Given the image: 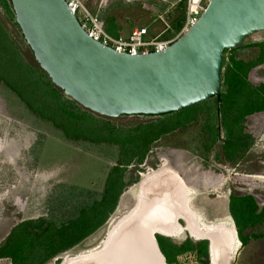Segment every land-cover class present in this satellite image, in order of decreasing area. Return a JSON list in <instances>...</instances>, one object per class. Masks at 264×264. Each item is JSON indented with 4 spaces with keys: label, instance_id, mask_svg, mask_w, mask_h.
<instances>
[{
    "label": "rangeland",
    "instance_id": "obj_1",
    "mask_svg": "<svg viewBox=\"0 0 264 264\" xmlns=\"http://www.w3.org/2000/svg\"><path fill=\"white\" fill-rule=\"evenodd\" d=\"M87 1L88 9L94 14L103 18L106 15L119 17L129 31L145 27L152 18L151 3L158 6L154 0H148L150 4L147 0H111L109 12L112 13H109L108 0H102L103 5H99L98 0ZM185 3V0L179 3L166 0L156 8L170 26L163 25L159 29L162 38L173 39L170 31L179 18H183L180 22L185 24ZM0 20L18 48L17 56L10 49L12 57H4V39L0 38V264H15L13 255L3 249L11 242L14 232L24 249L33 241V250H36L33 244L51 227L61 229L71 225L104 200L107 183L122 158L123 146L116 142V135H120L122 129L127 130L128 135L141 124L158 122L170 128L176 126L177 119L173 115L103 117L104 123L119 131L117 134L111 132L112 137L67 131L64 125L53 123L52 98L44 84L49 80L40 77L41 68L16 25L14 12L6 13L0 4ZM180 37L174 36V41ZM261 43H264V33L252 35L241 47L227 51L223 56L226 66L222 74L234 57L246 63L256 61L260 51L257 45ZM37 70L38 74L31 72ZM248 80L253 87L263 85L264 64L255 67ZM30 91L40 96L29 98ZM215 103V98L211 99L205 107L209 109H198L192 123L162 136L142 164L136 158L128 167L122 166L126 168L122 192L103 226L54 259L45 262L41 257L42 264H62L65 259L63 264H69L102 251L121 222L133 212L132 192L142 182V177L163 167L189 183L196 192L193 209L207 223L227 218L233 222L229 209L233 195L252 196L259 213H264V112L245 118L244 132L252 145L246 152L240 150L231 157L223 151L226 136L222 126L215 147L210 150L206 147L210 138L207 121L221 125ZM92 115L98 126V118L102 116ZM97 222L90 225L91 229ZM180 226L183 228L184 224L180 222ZM250 234V231L245 232L246 237ZM256 234L261 238L241 248L232 264H264V221L256 227ZM165 238L177 245L189 240L196 243L187 233L174 239ZM86 253L90 255L83 256ZM32 264H39V261H32ZM177 264L200 262L194 253L188 252L178 258Z\"/></svg>",
    "mask_w": 264,
    "mask_h": 264
},
{
    "label": "water",
    "instance_id": "obj_2",
    "mask_svg": "<svg viewBox=\"0 0 264 264\" xmlns=\"http://www.w3.org/2000/svg\"><path fill=\"white\" fill-rule=\"evenodd\" d=\"M10 2L35 61L53 85L85 110L111 119L163 116L216 98L224 52L264 33V0H210L199 20L165 51L131 56L93 40L66 0ZM206 227L205 237L194 241L209 243V264L215 251L219 264H232L237 252L232 237L219 223ZM234 235L237 239L236 229ZM153 239L160 264H167Z\"/></svg>",
    "mask_w": 264,
    "mask_h": 264
},
{
    "label": "trees",
    "instance_id": "obj_3",
    "mask_svg": "<svg viewBox=\"0 0 264 264\" xmlns=\"http://www.w3.org/2000/svg\"><path fill=\"white\" fill-rule=\"evenodd\" d=\"M0 4L6 10V13H13L10 0H0ZM1 34H3L2 37ZM0 38L4 39L2 44L5 50L4 57H8V59L12 57L13 53L10 52V49L17 56L18 48L8 31L4 28L1 20ZM257 46L260 51L256 61L246 63L234 57L227 65L225 74H221L222 87L220 94L215 98L216 103L214 105L215 113L221 117V125L218 126L213 121H207V127L210 130V138L206 145L208 150L215 147V144L220 140L221 126L226 136V140L223 143V151L226 155L233 157L240 150L246 152L252 145L248 140L250 137L244 132L243 122L250 115L264 112V84L259 87H253L248 80L250 72L255 67L264 64V43ZM224 66H226V62L223 58L222 69L225 68ZM40 71L42 76H39L46 77L49 80V83L46 82L44 84L46 85V90L50 93L49 98H52L54 110L51 112V117H53V123L64 125L69 132L84 133L88 136L96 135L99 137L103 135V137H112L111 132L115 134L119 132L108 123H104V118L100 116L98 118L100 124L96 126L90 111L85 110L71 99L65 97L63 92L52 84L49 77L42 70ZM31 72L38 74V70ZM18 74L21 75L22 73L19 72ZM38 80L41 81L40 79ZM43 91H45L44 88ZM30 94L29 98L33 96L34 99H37L40 96L39 93H33V91H30ZM207 103L198 104L178 113L163 115L162 117L170 115L176 117V126L170 128L158 122L141 124L130 130L128 135L127 130L122 129L120 135H116V142L121 143L123 146L122 158L118 162V168H116L107 183L104 200L71 225L61 229L51 227L46 234H43L33 244L36 250H33V241L28 242L29 246L24 249V246L20 244V239L17 240L18 237L15 238L14 232L10 238L11 242L8 243L6 248H3L4 251L13 255L15 264H29L30 261L32 264V261L36 260L39 261V264H42L41 257H43L45 262L50 261L94 233L103 226L109 213L116 207L122 192L124 173L126 172V168H122V166L128 167L136 158L138 159L137 162L142 164L155 142L177 128H185L192 123L196 118L194 114L197 113L198 109H209L205 108ZM211 109L213 108L211 107ZM125 157L127 158L126 161L124 160ZM183 180L189 187V183L185 179ZM229 209L242 248L261 238L260 235L256 234V227L264 221V213H259L258 205L252 196H231ZM93 222H97V224L91 229L92 226L90 227V225ZM246 231L251 232L249 237L245 236ZM156 240L167 264H177L178 258L188 252L194 253L200 264H209V243L207 241L193 243L189 240L182 245H177L163 236H156Z\"/></svg>",
    "mask_w": 264,
    "mask_h": 264
},
{
    "label": "bare ground",
    "instance_id": "obj_4",
    "mask_svg": "<svg viewBox=\"0 0 264 264\" xmlns=\"http://www.w3.org/2000/svg\"><path fill=\"white\" fill-rule=\"evenodd\" d=\"M195 193L180 175L166 167L143 176L132 192L133 212L121 222L107 246L99 253L69 264H160L153 237L161 235L174 239L183 233L193 240L205 237L206 225L210 222L196 215L193 209ZM216 223L220 224L218 229L232 237L230 245L237 251L236 256L242 245L238 237L235 238L233 222L227 218ZM218 258L219 252L215 251L214 264H219Z\"/></svg>",
    "mask_w": 264,
    "mask_h": 264
},
{
    "label": "built area",
    "instance_id": "obj_5",
    "mask_svg": "<svg viewBox=\"0 0 264 264\" xmlns=\"http://www.w3.org/2000/svg\"><path fill=\"white\" fill-rule=\"evenodd\" d=\"M134 2L136 0H125ZM186 22L182 31L185 34L206 11L210 0H185ZM70 10L75 14L86 33L95 41L112 48L117 53L131 56L147 55L154 52L165 51L174 41L146 40V28L134 29L128 38L113 37L105 28L100 15L90 11L82 0H66ZM101 5H103L101 3Z\"/></svg>",
    "mask_w": 264,
    "mask_h": 264
},
{
    "label": "crops",
    "instance_id": "obj_6",
    "mask_svg": "<svg viewBox=\"0 0 264 264\" xmlns=\"http://www.w3.org/2000/svg\"><path fill=\"white\" fill-rule=\"evenodd\" d=\"M84 4L88 3L87 0H82ZM156 1V3L154 4H158L161 5V3L164 1L166 2V0H154ZM180 1L182 0H175V2L179 3ZM98 3L99 5L102 3V0H98ZM111 3L112 1L108 0V12L111 8ZM146 3H149L150 2L147 0ZM87 6V4H86ZM147 5L145 4V7ZM157 6V7H158ZM151 10H150V15L152 16V18L146 22V26L143 27V28H146L147 31H148V34L146 36V40H152V41H174L175 38L174 36H178V35H181L182 34V31H183V28H184V23H181L180 20L183 19V18H179L178 20V23L173 26V28H171V31H170V36L171 38L173 39H164L162 38L163 36V33L159 31V29L164 26H166L167 28H169V23L168 21H166V19H164V16H161L158 12V10L156 9L157 7L153 5V3H151ZM88 8V6H87ZM107 12V11H106ZM105 12V13H106ZM107 12V13H108ZM109 13H112L109 12ZM104 21V24H105V28H106V31L112 35L113 37H122V38H128L131 34V32L134 30V29H130V31L128 30V27L126 28L125 26V23L119 19V17H116V16H105L103 18V16L101 17ZM173 23V22H172ZM164 25V26H163ZM135 29H139V28H135Z\"/></svg>",
    "mask_w": 264,
    "mask_h": 264
}]
</instances>
